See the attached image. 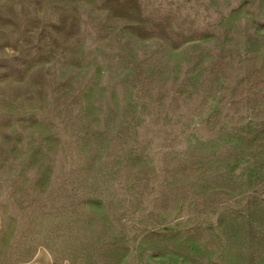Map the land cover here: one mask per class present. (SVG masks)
Here are the masks:
<instances>
[{
  "label": "rangeland",
  "instance_id": "1",
  "mask_svg": "<svg viewBox=\"0 0 264 264\" xmlns=\"http://www.w3.org/2000/svg\"><path fill=\"white\" fill-rule=\"evenodd\" d=\"M0 215L13 261L264 264V0H0Z\"/></svg>",
  "mask_w": 264,
  "mask_h": 264
},
{
  "label": "crops",
  "instance_id": "2",
  "mask_svg": "<svg viewBox=\"0 0 264 264\" xmlns=\"http://www.w3.org/2000/svg\"><path fill=\"white\" fill-rule=\"evenodd\" d=\"M6 223L0 215V264H65L60 263L59 258L45 247H39L36 252L28 259L13 261L7 252V236H5Z\"/></svg>",
  "mask_w": 264,
  "mask_h": 264
}]
</instances>
